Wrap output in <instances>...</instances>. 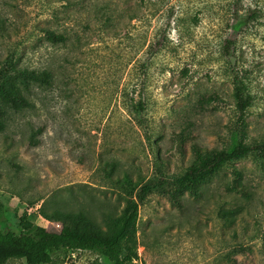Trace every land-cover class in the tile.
Masks as SVG:
<instances>
[{"label":"rangeland","instance_id":"374dc122","mask_svg":"<svg viewBox=\"0 0 264 264\" xmlns=\"http://www.w3.org/2000/svg\"><path fill=\"white\" fill-rule=\"evenodd\" d=\"M46 29L65 37L52 40ZM9 54L50 75L33 87L30 107L0 92L3 231L20 232L26 213L60 231L41 215L52 199L49 210L84 212L79 228L107 236L114 228L104 214L119 217L127 204L109 172L128 173L138 187L181 175L237 139L264 142V0H0V58ZM238 84L250 99L243 111ZM123 256L127 264H264V155L151 192ZM49 264L110 262L79 249L57 251Z\"/></svg>","mask_w":264,"mask_h":264},{"label":"trees","instance_id":"16d2710c","mask_svg":"<svg viewBox=\"0 0 264 264\" xmlns=\"http://www.w3.org/2000/svg\"><path fill=\"white\" fill-rule=\"evenodd\" d=\"M102 15L105 16V21H112L114 18L113 12L108 8ZM46 34L48 38L57 41L65 37L63 33H57L51 29H46ZM232 44L233 41L228 40L225 45V52L228 56L232 55ZM0 64V92L6 101L18 109L32 106L34 104L31 100L33 87L46 81L50 72L20 66L14 54L0 58ZM237 87V96L243 111L250 99L244 96L243 86L238 84ZM140 106L143 107L142 102ZM0 110L3 109L0 108ZM4 126L5 122L0 121V127ZM252 153L264 155V142L247 143L237 139L228 149L198 158L181 175L164 174L138 187H132L131 176L128 173L116 177L109 172L108 175L115 180L116 186L126 192L127 204L119 217L111 211L104 214L108 226L114 228L107 236L81 230L79 222L86 216L84 212L63 207L49 210L48 206L53 201L47 199L40 208L41 215L62 224L61 230H50L38 224L27 213L24 214L21 218L20 232L0 229V264H6L11 258H23L28 264H49L55 252L79 249L98 251L110 264H127L123 256L125 244L137 232L140 205L146 201L151 192L179 190L191 186L217 171L224 164L242 159ZM2 206L3 203L0 200V207Z\"/></svg>","mask_w":264,"mask_h":264},{"label":"built area","instance_id":"2783aa9c","mask_svg":"<svg viewBox=\"0 0 264 264\" xmlns=\"http://www.w3.org/2000/svg\"><path fill=\"white\" fill-rule=\"evenodd\" d=\"M61 225V224H60Z\"/></svg>","mask_w":264,"mask_h":264}]
</instances>
